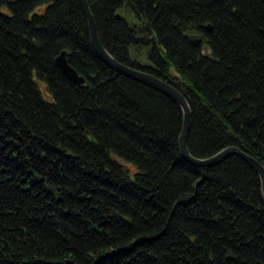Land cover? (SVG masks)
<instances>
[{
    "label": "trees",
    "instance_id": "trees-1",
    "mask_svg": "<svg viewBox=\"0 0 264 264\" xmlns=\"http://www.w3.org/2000/svg\"><path fill=\"white\" fill-rule=\"evenodd\" d=\"M87 1L117 61L186 98L192 156L264 166V0ZM182 118L100 59L78 0H0V264H264L257 172L186 161Z\"/></svg>",
    "mask_w": 264,
    "mask_h": 264
},
{
    "label": "water",
    "instance_id": "water-1",
    "mask_svg": "<svg viewBox=\"0 0 264 264\" xmlns=\"http://www.w3.org/2000/svg\"><path fill=\"white\" fill-rule=\"evenodd\" d=\"M78 1L87 20L92 47L94 48L100 59L113 70L159 90L160 92L164 93L168 97L175 100L180 105L182 109L183 118H182V127L179 134V149L182 157L189 163L195 166H202V167L214 165L220 162L225 157L232 154L241 157L243 160L249 163L257 172L261 181V191L264 200V166L260 164L255 158H253L252 156L246 154L245 152L241 151L239 148L234 146L225 147L217 151L213 155L205 158H197L192 156L188 152L186 146L187 136L190 128V115H191L190 107L186 98L173 86L155 77L154 75L138 69H134L130 66H127L117 61L101 45L98 39L96 23L89 8L88 1L87 0H78ZM206 29L210 30V26L207 25ZM135 41L142 45H148L150 43V37L144 35L137 36L135 37ZM196 42L197 43L200 42V39H198ZM55 63L60 68L61 72L69 80L78 84L84 83L85 79L82 76L78 75L77 72L67 63L64 51H62L60 54L57 55V57L55 58Z\"/></svg>",
    "mask_w": 264,
    "mask_h": 264
},
{
    "label": "bare ground",
    "instance_id": "bare-ground-1",
    "mask_svg": "<svg viewBox=\"0 0 264 264\" xmlns=\"http://www.w3.org/2000/svg\"><path fill=\"white\" fill-rule=\"evenodd\" d=\"M138 36H141V35H138ZM144 36H146V35H144ZM137 37V36H136ZM149 37V36H148ZM90 41H91V39H90ZM92 45V44H91ZM119 73V72H118ZM242 151V150H241ZM213 155V154H212ZM209 157V156H208Z\"/></svg>",
    "mask_w": 264,
    "mask_h": 264
}]
</instances>
